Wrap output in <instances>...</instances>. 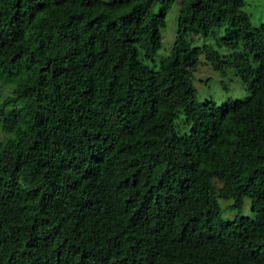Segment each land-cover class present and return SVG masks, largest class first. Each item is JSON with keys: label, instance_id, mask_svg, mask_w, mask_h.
Here are the masks:
<instances>
[{"label": "trees", "instance_id": "trees-1", "mask_svg": "<svg viewBox=\"0 0 264 264\" xmlns=\"http://www.w3.org/2000/svg\"><path fill=\"white\" fill-rule=\"evenodd\" d=\"M174 1L0 0V264H264V24L181 0L155 61ZM201 54L248 95L197 100Z\"/></svg>", "mask_w": 264, "mask_h": 264}, {"label": "rangeland", "instance_id": "rangeland-1", "mask_svg": "<svg viewBox=\"0 0 264 264\" xmlns=\"http://www.w3.org/2000/svg\"><path fill=\"white\" fill-rule=\"evenodd\" d=\"M180 1L175 0L171 8L167 11L164 25L160 28L161 45L158 49L154 60L159 61L165 54L169 52L173 38L177 28V16L180 8ZM245 5L243 10L248 14L252 25L264 24V0H244ZM215 37L209 35L204 37L201 34H187L190 39L191 46L210 43L213 48L219 53H227L225 47L219 46L216 43ZM191 80L195 86L196 98L199 101L204 99H213L216 104H220L227 99H243L248 95L246 86L241 82L239 76L233 68L225 67L223 70L214 69L211 64L205 59L204 55L198 56V61L192 72ZM11 86L0 81V101L9 94ZM4 136L0 127V137ZM220 206V216L223 219L231 220L238 215L251 217L250 198L245 196L239 208L233 206L232 198H218Z\"/></svg>", "mask_w": 264, "mask_h": 264}]
</instances>
